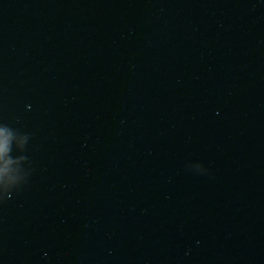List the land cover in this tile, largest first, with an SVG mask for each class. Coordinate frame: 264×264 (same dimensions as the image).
Instances as JSON below:
<instances>
[{"label":"water","instance_id":"1","mask_svg":"<svg viewBox=\"0 0 264 264\" xmlns=\"http://www.w3.org/2000/svg\"><path fill=\"white\" fill-rule=\"evenodd\" d=\"M0 264H264V0H0Z\"/></svg>","mask_w":264,"mask_h":264}]
</instances>
